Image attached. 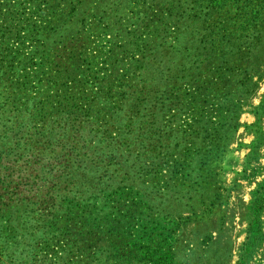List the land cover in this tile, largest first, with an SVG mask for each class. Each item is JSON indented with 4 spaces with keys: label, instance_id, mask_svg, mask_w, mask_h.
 I'll use <instances>...</instances> for the list:
<instances>
[{
    "label": "rangeland",
    "instance_id": "rangeland-1",
    "mask_svg": "<svg viewBox=\"0 0 264 264\" xmlns=\"http://www.w3.org/2000/svg\"><path fill=\"white\" fill-rule=\"evenodd\" d=\"M63 4L0 0V264H264V0Z\"/></svg>",
    "mask_w": 264,
    "mask_h": 264
},
{
    "label": "crops",
    "instance_id": "crops-1",
    "mask_svg": "<svg viewBox=\"0 0 264 264\" xmlns=\"http://www.w3.org/2000/svg\"><path fill=\"white\" fill-rule=\"evenodd\" d=\"M64 8H80L84 6L85 0H62ZM98 2V1H97Z\"/></svg>",
    "mask_w": 264,
    "mask_h": 264
}]
</instances>
